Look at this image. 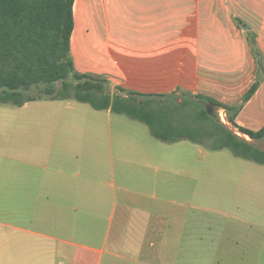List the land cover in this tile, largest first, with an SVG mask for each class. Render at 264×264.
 <instances>
[{"label":"crops","instance_id":"crops-1","mask_svg":"<svg viewBox=\"0 0 264 264\" xmlns=\"http://www.w3.org/2000/svg\"><path fill=\"white\" fill-rule=\"evenodd\" d=\"M246 32L264 61V0H74L70 54L112 86L233 105L255 80ZM31 106L50 114L35 137L0 105V264H264V222L235 212L260 187L209 190L202 145L73 99ZM235 122L264 128V78Z\"/></svg>","mask_w":264,"mask_h":264},{"label":"trees","instance_id":"trees-1","mask_svg":"<svg viewBox=\"0 0 264 264\" xmlns=\"http://www.w3.org/2000/svg\"><path fill=\"white\" fill-rule=\"evenodd\" d=\"M73 1L0 0V104L19 107L36 99H73L142 122L160 141L185 139L211 151L227 149L237 158L264 165V149L252 142L264 140V128L253 131L235 122L242 104L264 78L263 56L254 33L246 32L256 65L255 80L237 104L176 91L142 94L121 86L112 91L108 80L74 68L70 54ZM40 84L45 86L42 94H30L32 87ZM190 103L198 109L190 108ZM209 103L212 112L206 110ZM218 108L225 109L227 124L218 118Z\"/></svg>","mask_w":264,"mask_h":264},{"label":"rangeland","instance_id":"rangeland-1","mask_svg":"<svg viewBox=\"0 0 264 264\" xmlns=\"http://www.w3.org/2000/svg\"><path fill=\"white\" fill-rule=\"evenodd\" d=\"M59 86V83H57V87ZM44 85L40 84L37 86H33L32 89L30 90V94L32 95H40L42 94L41 92L44 90ZM110 90L113 91L114 86L112 84L109 85ZM177 94H186V92H179L177 91ZM183 96V95H182ZM187 99L192 101V97H188L187 95L185 96ZM178 102H181L182 99L177 98ZM6 108H9L6 113L4 114L6 117L7 115L9 116L10 120H15L17 119L16 116L19 118L22 117V119L26 120L27 122L29 121L31 123V127L27 128L25 131V136L26 137H35L36 134L42 133L43 130L42 128L38 129L35 126L36 121H45L48 120L47 117L50 115L49 112H46L44 110H37L34 107L26 108L23 110H18L16 109V106H12L10 104H0ZM190 108H194L195 110L198 109L197 106L194 104L190 103L189 105ZM214 110L212 108L211 112ZM217 115L218 118H221L223 123L227 124L226 121V112H222L219 109H217ZM128 119H131L125 115H122ZM35 120V121H34ZM133 120V119H131ZM137 123L139 121L133 120ZM144 128L148 131V127L144 123H139ZM233 130L240 136L245 137L248 139V136L242 134L240 131H238L236 128H233ZM253 143L264 149V140L262 141H253ZM201 164H202V180H203V185H205L209 190H215V191H225L224 189L226 186L229 184L230 186L238 185V183H241V181H246V183L251 186V188L254 187H260L259 191V196L260 199L257 200L255 199L254 202H258L251 206L248 211H242L241 209L238 211H235L237 215H240L246 219H249V221L253 222H264V165H259L250 161H246L240 158L235 157L230 151L227 149H222V150H216V151H211L203 147V153L201 156ZM211 170H217V176H211L208 171ZM223 173H227V176H223ZM244 174V175H243ZM222 175V176H221ZM243 175V176H242ZM214 188V189H213ZM262 188V189H261ZM218 194V193H216ZM221 196H224V194H221ZM221 199V198H220ZM226 200V199H225ZM250 233L251 235H264V228L261 227V229H257V227H251L250 228ZM260 238L258 243L262 247V251L264 252V237L263 240ZM260 247V249H261ZM240 248V247H239ZM250 252H257V250L250 251ZM234 259V258H233Z\"/></svg>","mask_w":264,"mask_h":264},{"label":"water","instance_id":"water-1","mask_svg":"<svg viewBox=\"0 0 264 264\" xmlns=\"http://www.w3.org/2000/svg\"><path fill=\"white\" fill-rule=\"evenodd\" d=\"M243 29H245V27H243ZM212 108H213V104H212V103L207 104V106H206V110H207L208 112H211Z\"/></svg>","mask_w":264,"mask_h":264},{"label":"built area","instance_id":"built-area-1","mask_svg":"<svg viewBox=\"0 0 264 264\" xmlns=\"http://www.w3.org/2000/svg\"><path fill=\"white\" fill-rule=\"evenodd\" d=\"M221 120H223V119L221 118Z\"/></svg>","mask_w":264,"mask_h":264}]
</instances>
